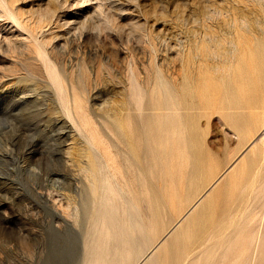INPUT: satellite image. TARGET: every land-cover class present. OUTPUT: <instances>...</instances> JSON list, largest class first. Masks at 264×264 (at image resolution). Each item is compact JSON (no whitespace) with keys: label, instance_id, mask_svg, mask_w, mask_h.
I'll return each mask as SVG.
<instances>
[{"label":"rangeland","instance_id":"obj_1","mask_svg":"<svg viewBox=\"0 0 264 264\" xmlns=\"http://www.w3.org/2000/svg\"><path fill=\"white\" fill-rule=\"evenodd\" d=\"M201 27L222 37L223 48L227 39L248 37L254 47L256 37L264 40V0H0V264L4 245L12 251L7 264H44L55 233L65 264H76L81 227L61 215V205L69 195L78 206L85 180L67 147L80 144L78 129L87 121L115 156L110 114L120 109L165 112L176 124L177 109L157 104L177 100L179 49L185 44L188 50L190 31ZM247 60L235 66V79ZM250 62L251 88L237 85L242 104L261 90L256 80L263 62ZM228 96L222 86L197 96L194 140L209 162L199 185L188 184V162L183 178L175 172L162 224L173 223L255 138V125L239 136L226 120L240 111L229 107ZM260 149L264 182V145ZM248 214L235 219L238 238L228 229L224 244L216 248L213 238V249L196 248L188 264H264V200ZM161 225L156 238L166 232Z\"/></svg>","mask_w":264,"mask_h":264},{"label":"bare ground","instance_id":"obj_2","mask_svg":"<svg viewBox=\"0 0 264 264\" xmlns=\"http://www.w3.org/2000/svg\"><path fill=\"white\" fill-rule=\"evenodd\" d=\"M246 29L256 32L251 26ZM190 39L189 49L181 44L178 53L181 82L177 100L157 104L163 111L177 109L176 124L175 118L165 112L153 115L125 108L126 112L120 109L110 114L115 156L103 144L100 132L87 121L81 122L78 129L80 144L67 145L68 159L81 163L85 180L78 206H73L69 195L66 205H61V215L81 227L76 264H188L196 248H204L205 252L213 249V238L217 239L216 248L224 244L228 229L232 228V235L238 238L242 229L240 220L235 219L250 216L248 208L254 210L264 200V182L259 179L260 144L264 145V40L256 37L253 47L252 38L241 43L230 38L223 48V38L208 27L194 28ZM246 57L249 61L238 67L235 79V66ZM254 57L263 62L256 80L261 90L258 98L248 97L242 104L236 96L240 91L237 85L241 87L243 83L244 90L251 88L255 78L250 60ZM221 86L229 95V107L240 110L229 113L226 120L234 122L232 128L239 136L255 125V138L225 170L213 176L206 189L173 223L162 224L175 172L177 179L183 178L188 162V184L199 185L202 181L199 173L206 168L209 153L202 155L198 140H194L197 96ZM245 109L249 110L247 114L243 113ZM207 216L212 221H205ZM160 225L165 226L166 232L156 238L153 231ZM61 239L55 233L53 253L44 264H65L64 251L59 248ZM9 246L3 247L2 264H7L12 253ZM24 246L28 252L33 249L31 242Z\"/></svg>","mask_w":264,"mask_h":264}]
</instances>
